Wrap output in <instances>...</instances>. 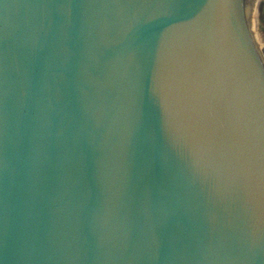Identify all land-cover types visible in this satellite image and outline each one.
Returning <instances> with one entry per match:
<instances>
[{"label":"water","instance_id":"obj_1","mask_svg":"<svg viewBox=\"0 0 264 264\" xmlns=\"http://www.w3.org/2000/svg\"><path fill=\"white\" fill-rule=\"evenodd\" d=\"M263 16L0 0V264H264Z\"/></svg>","mask_w":264,"mask_h":264},{"label":"rangeland","instance_id":"obj_2","mask_svg":"<svg viewBox=\"0 0 264 264\" xmlns=\"http://www.w3.org/2000/svg\"><path fill=\"white\" fill-rule=\"evenodd\" d=\"M257 11L255 10V14L257 15V13H256ZM255 16V15H254ZM263 19H264V16H263ZM258 24H259V31L258 30H256L257 32H258V34L261 36H264V33H263V31H264V20H263V22H258Z\"/></svg>","mask_w":264,"mask_h":264},{"label":"bare ground","instance_id":"obj_3","mask_svg":"<svg viewBox=\"0 0 264 264\" xmlns=\"http://www.w3.org/2000/svg\"><path fill=\"white\" fill-rule=\"evenodd\" d=\"M257 1L259 2V1H261V0H257ZM257 18H258V17H257ZM263 20H264V19H262V21H263ZM256 22H257V20H256ZM261 43H262V42H261Z\"/></svg>","mask_w":264,"mask_h":264}]
</instances>
